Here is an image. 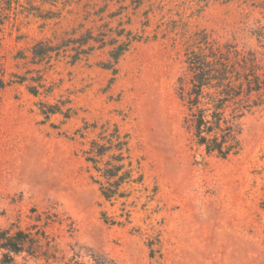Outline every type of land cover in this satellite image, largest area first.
Here are the masks:
<instances>
[{
  "label": "rangeland",
  "instance_id": "obj_1",
  "mask_svg": "<svg viewBox=\"0 0 264 264\" xmlns=\"http://www.w3.org/2000/svg\"><path fill=\"white\" fill-rule=\"evenodd\" d=\"M258 19L236 1L0 0V231L49 212L119 264H264V105L239 120L240 150L222 160L195 144L184 102L188 37L204 29L264 62L249 32ZM88 32L99 43L70 64L67 40ZM114 42L127 48L115 74L103 68ZM37 43L61 49L37 62ZM43 105L69 118L46 119ZM115 127L132 180L107 202L84 152ZM47 233L60 248L72 242L58 226Z\"/></svg>",
  "mask_w": 264,
  "mask_h": 264
},
{
  "label": "trees",
  "instance_id": "obj_2",
  "mask_svg": "<svg viewBox=\"0 0 264 264\" xmlns=\"http://www.w3.org/2000/svg\"><path fill=\"white\" fill-rule=\"evenodd\" d=\"M10 1L18 5V0ZM199 1L208 4L211 0ZM233 1L257 10L264 19V0H222V3ZM30 7L35 8L32 4ZM249 32L264 56V22L256 20ZM66 43L64 48L70 45L75 47L72 48L75 54L70 56V64L74 65L81 54L87 55L94 49L92 43L99 42L88 32L83 40L74 38ZM108 45L111 47L108 52L111 63L104 64L103 68L115 74L114 66L127 48L124 44L116 46L115 42ZM83 47L86 50H80ZM184 47V63L189 76V90L184 102L189 112L195 144L205 155L225 160L240 150L239 120L264 105V62L256 52L240 49L234 39L222 41L204 29L190 35ZM60 49L49 43H37L32 49V59L37 62L49 61ZM78 49L84 52H77ZM25 82V78H20V84ZM7 85L0 79V89ZM27 90L36 95L31 86ZM41 107V113L46 119L57 114L69 118L67 112H63L57 105ZM84 154L85 161L92 164V168L109 186L105 188L93 178L104 199L112 202L124 198L121 187L132 180V169L128 142L125 136L120 135L118 127H115L107 143L91 141ZM105 158H108L104 162L106 167L101 168L99 165ZM44 215V220L40 214L36 216L38 226L26 230L15 227L0 231V264H119L93 248L73 241L75 228L72 222L67 224L64 219L49 212ZM54 226L68 233L72 239L64 249L47 233Z\"/></svg>",
  "mask_w": 264,
  "mask_h": 264
}]
</instances>
